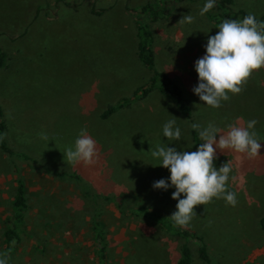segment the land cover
I'll return each instance as SVG.
<instances>
[{"label": "rangeland", "instance_id": "obj_1", "mask_svg": "<svg viewBox=\"0 0 264 264\" xmlns=\"http://www.w3.org/2000/svg\"><path fill=\"white\" fill-rule=\"evenodd\" d=\"M162 2L0 0V48L8 55L7 67L0 71V101L11 147L31 163L23 164L29 192L22 242L8 264H97L90 226L100 209L107 264H177L181 242L175 236L150 220L123 215L113 202L95 205L86 190L91 197H119L128 208L146 205L170 218L178 203L172 199L175 189L152 187L170 172L158 166L150 149L160 145L196 151L202 141L192 124L204 128L214 123L226 132L238 118L244 125L258 121L261 154L250 159L217 149L214 166L218 170L231 161L227 190L237 194L238 203L233 207L214 198L198 205L187 228L203 238L210 258V263L203 261L191 246L194 264H264V68L220 108L204 105L192 91L198 85L195 62L205 55L208 37L219 30L207 14L199 15L206 0L174 1L169 17L145 20L156 67L184 90L193 118L184 117L157 90L135 98L153 77L137 55L144 20L138 12ZM233 9L260 18L264 0H235ZM184 15L195 17L194 22L179 23ZM125 99L131 100L129 106L103 116ZM172 119L181 129L179 141L163 135V125ZM81 129L97 145L96 163L90 166L64 159ZM15 180L11 161L0 152V254Z\"/></svg>", "mask_w": 264, "mask_h": 264}, {"label": "clouds", "instance_id": "obj_2", "mask_svg": "<svg viewBox=\"0 0 264 264\" xmlns=\"http://www.w3.org/2000/svg\"><path fill=\"white\" fill-rule=\"evenodd\" d=\"M214 6L215 0H206L199 15L204 16ZM194 20L192 15H184L179 23L191 24ZM217 28L219 31L207 39L205 55L195 62L198 85L192 89L204 105L211 108H220L230 95L240 94L253 73L264 68V21H257L255 15L249 13L240 20L225 19ZM241 121L242 118H238L236 123L229 124L226 132L214 123L204 128L192 124L202 141L196 151H178L176 147L160 145L150 149L151 156L160 161L158 166L170 172L167 180L160 179L152 187L165 191L174 187L172 199L178 201L176 211L170 216L174 226L187 227L196 215V206L207 205L214 198L224 199L233 207L238 203L237 194L227 190L231 161L217 170L214 160L217 149L232 150L250 159L261 154V143L255 131L258 121L253 119L246 125ZM218 134L219 140L216 139ZM163 135L170 141L181 139V129L175 119L163 125ZM41 138L48 139L45 134ZM96 158V141L88 135L87 129H81L74 145L64 151L68 164L90 166L96 163ZM0 264H8L7 253L0 254Z\"/></svg>", "mask_w": 264, "mask_h": 264}, {"label": "trees", "instance_id": "obj_3", "mask_svg": "<svg viewBox=\"0 0 264 264\" xmlns=\"http://www.w3.org/2000/svg\"><path fill=\"white\" fill-rule=\"evenodd\" d=\"M174 1L183 2L187 0H163L160 4H146L138 12V15L143 17L144 20L140 21L138 29L137 36L139 43L137 47V55L141 60L142 65L153 73V77L151 78L149 84L145 85L135 93L134 97L144 98L151 92L157 90L164 97H168L176 105L184 117L191 120L193 118V111L185 99L184 90L167 72L162 70L160 71L156 67L152 32L150 30L149 23L145 20L149 19L153 21L158 18L169 17L174 7ZM234 6L235 0H215V6L206 14L217 26L225 19L240 20L249 14V12L245 10L235 11L233 9ZM256 19L257 21H264V15L260 18L256 17ZM7 63L8 55L3 48H0V71L7 67ZM130 103L131 100L125 99L120 102L117 107H109L103 116L108 117L114 113L116 109L129 106ZM7 130L8 127L5 112L0 101V136L3 137V139H0V152L11 161L14 174L16 176L14 198L10 205L9 214L4 220L1 249L2 254L7 253V260L9 261L19 248L22 241V235L24 233L23 219L25 212L28 209V186L23 175V164L28 163L27 165H30L31 163L29 160L30 158L28 159L24 153H20L11 147ZM59 175H66L78 182L81 181V178L78 176H70L64 173H60ZM86 195L97 206H99L101 202H113L123 215L150 220L158 227H161L166 232L175 236L181 242V253L177 264H194L191 246H193V248L196 246L198 248L199 257H201L203 261L210 263V258L203 238H201L199 234L191 228L174 226L173 221L170 218L156 213L146 205H138L128 208L119 197L112 198L103 195L91 197L89 190H86ZM261 225L264 229V217L261 220ZM90 232L93 240V247L96 253L97 264H107V231L106 224L102 218L101 209L98 210L93 217Z\"/></svg>", "mask_w": 264, "mask_h": 264}, {"label": "crops", "instance_id": "obj_4", "mask_svg": "<svg viewBox=\"0 0 264 264\" xmlns=\"http://www.w3.org/2000/svg\"><path fill=\"white\" fill-rule=\"evenodd\" d=\"M25 179H26V178H25ZM26 182H27V181H26ZM27 186H28V184H27ZM28 192H29V188H28ZM14 194H15V193H14ZM13 198H14V197H13ZM12 201H13V200H12ZM8 214H9V211H8ZM7 216H8V215H7ZM21 242H22V241H21ZM20 246H21V244H20ZM20 246H19V247H20ZM18 249H19V248H18ZM18 249H17V251H18ZM17 251H16V253H17ZM16 253H15V254H16ZM15 254H14V255H15ZM14 255H13V256H14ZM12 258H13V257H12ZM12 258H11V259H12ZM11 259H10V260H11ZM10 260H9V261H10Z\"/></svg>", "mask_w": 264, "mask_h": 264}]
</instances>
